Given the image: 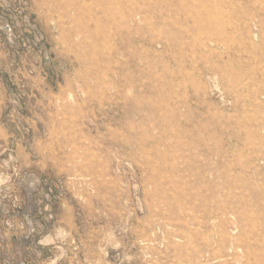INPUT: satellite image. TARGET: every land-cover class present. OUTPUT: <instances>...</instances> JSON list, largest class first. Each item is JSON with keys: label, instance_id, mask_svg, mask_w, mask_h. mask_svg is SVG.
<instances>
[{"label": "rangeland", "instance_id": "1", "mask_svg": "<svg viewBox=\"0 0 264 264\" xmlns=\"http://www.w3.org/2000/svg\"><path fill=\"white\" fill-rule=\"evenodd\" d=\"M0 264H264V0H0Z\"/></svg>", "mask_w": 264, "mask_h": 264}]
</instances>
